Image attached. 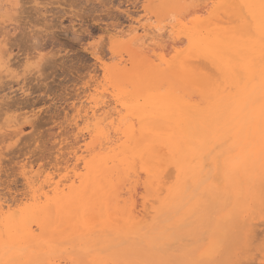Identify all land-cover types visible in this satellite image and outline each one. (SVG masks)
<instances>
[{"label":"bare ground","instance_id":"obj_1","mask_svg":"<svg viewBox=\"0 0 264 264\" xmlns=\"http://www.w3.org/2000/svg\"><path fill=\"white\" fill-rule=\"evenodd\" d=\"M165 1L170 5H168L169 11L176 13L180 18L179 24L172 25L170 31L172 35L176 34L175 39L183 35L187 40L186 47L171 64L158 65L154 58H159L156 54L158 42H155L156 36L159 35L158 30H162L159 25L153 27L140 24L138 27L130 28L127 34L125 32L120 35L130 37L123 52L127 51L129 57L127 62H130L131 69L126 71L128 64L122 65L123 62L115 65L112 71L103 67L105 73L102 79L106 85L108 83L109 87L113 88L114 107L111 108L109 104L104 107L92 105L89 113L85 115L86 122L89 124L95 122L94 129L97 128L95 136L91 134V141L85 144V147L83 146L85 149L82 151H85L87 156L78 155L79 150L74 152L76 149L73 150L74 153L72 152L76 164H80L79 162L84 164L82 168L86 171L85 175L78 171L81 175H73L80 180L77 181L79 184L74 182L76 186L73 183V186L66 184L68 188H61L62 180L54 185L56 182L53 183V178L48 175L42 180L43 184L40 182L42 178L39 175L34 174V176L30 173L31 171H23L25 175L28 174L25 183L30 195L9 202L0 199V264H59L57 262L59 259L56 261V257L64 247L65 249L68 247L67 252L78 250L77 253H88L90 259L86 264H107L104 255H108L109 252L110 256V251H113L112 257L125 260L130 264H140V259L143 255L145 256L146 246L153 241H161L160 239L164 237V234L155 231L156 236L151 228L157 230L156 226L162 222H169L168 226L172 225V221L184 222L185 214L182 211L186 209V206H188L186 213L189 212L190 217L203 210L201 225L204 223L206 225L211 220V212H213L211 207L215 208L217 187L215 182L210 180L211 177L209 178L210 171L207 172L206 159L208 156L211 158L208 162H210L209 166L211 163L214 165L211 172L214 173L215 168V174L212 176L215 177L220 165V153L217 151L220 147L218 142L223 138L222 131L226 129L235 135L245 137L254 134L258 125H264V81L255 82V77L261 78V75H264V0H206L203 8L199 5L202 0ZM197 1L200 2L198 5ZM14 5H20L19 11L23 6L19 0ZM192 7L193 10L197 7L201 8V11L207 9L209 16L203 20L192 19L188 27V23L183 24L182 21L183 18H188L185 15L192 17ZM196 11L194 10V13L198 14L199 11ZM29 33L28 40H24L27 37H23L24 52L27 54L29 51H34L33 53L36 54L38 51L36 55L39 54L42 64L44 61H49V58L51 62V57L43 54L46 45L43 44L40 36L36 35L37 32ZM73 37L78 40L80 34L77 35L75 32ZM120 38L122 37L118 35L114 39L117 45L118 42L121 43ZM114 47L115 45L112 50ZM1 53L0 91L12 84L5 79L10 78L12 79L10 81L15 80L18 83L17 79L22 73L17 72L15 64L12 63V67L10 60H5ZM7 54H10V50L6 51L5 55ZM92 54L95 55V53ZM96 60L99 58L96 57ZM25 65L28 67L27 64ZM27 71L24 69L22 74L25 75ZM24 81H29L27 76L18 84H23ZM233 87L238 90L234 100L229 96ZM94 89L97 91L96 88ZM12 106L19 105L13 103ZM216 142L218 145L214 148ZM236 156L239 157L236 158ZM236 156L234 159L236 158L237 163L238 161L241 163V160L246 158L243 153ZM230 163L227 162V167L224 169L228 182L232 183L236 178L240 181V185L236 187L235 207L233 206L225 220L219 218L211 245L200 254L197 264H211L212 260L221 253L228 238L226 223L228 227L233 220V213L245 212L248 207L247 202L255 199V190L247 176L244 178L243 175L234 171L235 169L232 170ZM131 174L135 175H133L135 180L132 179ZM166 176H171L168 181ZM33 177H39V181L35 178L33 180ZM147 177L150 178L149 191L157 203L155 206L153 203L155 200L148 199L154 205L152 208L150 204L151 210L147 207L151 211L150 219L148 216L140 217L137 205L138 196L142 192L139 188L142 186V189H146L147 182L145 183L144 179ZM37 182L41 183L39 187ZM65 183L62 186L66 187ZM190 186L193 189L186 197ZM124 190L125 193H123ZM203 191L209 194L210 200L203 205L198 198L197 201H193L194 197ZM126 193L129 195L128 199L123 196ZM141 200L145 209L146 198L142 196ZM221 211L220 208L219 213ZM84 212L87 218L81 219L85 220V224L100 226L97 230L90 231L91 235L95 233V236H88L89 232L87 235L80 231L78 234L81 236L80 239H84L83 241L71 237L76 234L74 232L68 233L69 236L71 234L70 237L66 233L56 238L55 235L59 232L76 227L74 219ZM105 222L117 225L118 228H115L117 232L112 228L118 233L117 236H113L108 231L110 228L105 231L107 234L101 235L102 230H105L103 228ZM222 223L225 225L222 226ZM233 225L231 224L230 227ZM145 229L148 230L144 232ZM82 233H84L83 236L86 235L85 238L80 235ZM139 233L141 234L135 237ZM148 233L156 237L150 236L151 239H149ZM126 235H128L126 238L130 240L129 245L124 246L125 244H122L124 240L115 244V240L122 239ZM131 236L135 238L131 239ZM65 249L59 254H63ZM67 258L70 259V256ZM76 259L72 258L74 262L70 260L71 263L79 260ZM152 260V264H162L160 259L152 258ZM76 263L78 264L79 261Z\"/></svg>","mask_w":264,"mask_h":264},{"label":"rangeland","instance_id":"obj_2","mask_svg":"<svg viewBox=\"0 0 264 264\" xmlns=\"http://www.w3.org/2000/svg\"><path fill=\"white\" fill-rule=\"evenodd\" d=\"M199 1L196 2L197 5L200 3ZM204 1L206 0H202V3L199 4L201 7ZM12 2L15 3L17 0H0V47L2 43H7V46H5V44L2 45L6 50L3 48L2 50L0 49V53L4 50V54L2 52L1 55H4L5 60H10V65L12 63L15 64L14 67H17V72L23 73L24 69L26 71L28 70L27 73L31 71L29 74L25 73L29 81L31 79V83H29V81H24L23 84H18L26 77L21 73L19 76L21 79L19 77V79H17V81H19L18 83L13 80V84V81H10L12 79H5L12 83L8 86L10 89L6 87L0 91V199L8 200L7 202L30 195L29 188H27L28 186L25 183L26 175H28L24 174L26 171H31L30 173H32V175H39V177L42 178H40V182L42 183V180L48 175L53 178V183L56 182L54 185L58 184L57 181L60 183L62 180V184L60 185L61 188H68L67 185L73 186L74 182L79 184V182H77L79 179L77 180L76 177L79 174L78 171L83 175H85L86 171L82 168L84 167L83 163L79 162L80 164H76L77 162L74 160L72 152L76 149L74 152L79 150L78 155L84 154L83 156H87L85 151L82 150L85 149V144L91 141V134L94 137L97 130V128L94 129L95 122H92L93 125L86 122L85 115H87V112L90 110V106L93 107L96 106V104L98 107H104V105L108 104L111 105V108L114 107V100L112 98L113 88L109 87L110 85H108V83L106 85V82L102 79L105 73L103 67L112 71L115 65H120V63L123 62L122 65L128 64L126 71H130L131 69L130 62H127L129 59L127 51L125 52L124 50L123 52L125 46L128 45L130 37L120 36L121 34L125 32L127 34L129 30L133 27L140 26V24L153 27L159 25L162 30H158L159 33L156 32L159 35L157 34L158 36H156L155 42L157 41L158 44H160L156 46V54L161 60L156 57L154 58L158 65L163 64L166 66L169 63L171 64L187 45V40L183 35H179L178 40L177 38L175 39L176 34L172 35L170 31L173 26L179 24L180 18L176 13L169 11L170 5L167 4L168 2L165 0H19V3L23 5H21L20 11L18 10L20 9V5H14ZM16 6L19 7L16 8ZM198 7L194 8L195 11L199 9L197 10L199 11L198 14L196 13L197 15L194 13L193 7L192 9L190 8L192 10V13L189 10L191 16L193 17V13L195 14L194 18L190 17V15H185L188 16V18H183V24L188 23L187 26L190 27L192 19L197 20L200 18V20H203L209 16V11L207 9V12H205L206 10H202L204 11L202 12L201 8ZM166 15L169 16L167 17ZM119 31L121 33H119ZM29 32L34 34L37 32L36 35L40 36L39 38H41V41L44 42L43 44L46 45L43 54H47V57H51V62L49 58V61H46L47 63L44 61L45 63L43 62L42 64L39 54L36 55L39 53L38 51H36V54L33 53L34 51H29L27 54L24 52L25 44L23 43V37H27L24 40H28V37H30ZM75 32L77 35L80 34V40H76V38H74L75 36L73 37ZM118 35L122 37L120 38L121 43L118 42L120 46L114 41ZM175 42H177V44H175L177 47L174 45ZM114 45L115 47L112 50ZM116 46H118V49L115 50ZM158 46H162V48H158ZM7 50H10V54L5 55ZM92 53H95V55ZM96 57L99 58V60H96ZM46 59L48 60V58ZM25 64H27L28 67H26ZM163 65L161 66L164 68ZM261 76V78L255 77V82L259 83L264 81V75ZM25 82L26 84H24ZM19 87L21 90H19ZM94 88H96L97 91H95ZM26 89L29 90L25 92L24 90ZM164 90L165 89H163V92H165ZM237 95V88H231L229 92L230 98L234 100ZM93 98L97 99L95 100ZM9 101H11V103ZM13 103L19 106H12ZM9 104L10 106H8ZM231 111H234V104L231 106ZM87 127L91 128L87 129ZM224 131L221 133V137L223 138L218 142L220 147H218L217 152L220 153V165L215 177H212L215 174V168L214 173H212V167L214 165L211 163V166H209L210 162H208L211 161V158L208 156L206 159L207 172L210 171L209 178L211 177L210 180L215 182L217 187H215L217 194L215 208L211 207V211H213L211 212V220L206 225L205 223L201 225L200 219L203 216V210L197 215L190 217L189 212L186 213L188 209V206H186V209L182 211L185 217H187H184V222L176 220L175 222L172 221L173 223L171 226H168L169 222L163 223L161 221L162 224L160 223L156 226V228L158 227L157 230L152 228L151 230H153V233L155 231H157V233L161 232L162 235L164 234V237L160 239L161 241H153V243L146 246L145 249L147 251L145 250V256L143 255L140 259V264H152V258L160 259L159 261H161L162 264H197L200 254L211 245L217 227V221L219 218L225 220L235 207L234 203L237 199L236 187L240 185V181L236 178V183L235 181L232 183L228 182L224 170L227 167V162H231L229 164L231 167H229L233 168L232 170L235 169L234 171L238 172L241 176L243 175L244 178L247 176L249 183L255 190V199L247 202L248 207L245 212L233 213L231 224L234 225L232 227H230L231 224H228L229 226L227 227V223L226 225L222 223V226L225 225L227 228V231H225L228 233V238L224 244L223 250L220 254H216L217 256L215 255L216 257L212 260L211 264H264V125H258L254 134L245 137L235 135L226 129H224ZM99 135L101 136V134ZM222 139H224L223 142ZM218 144L217 142L214 143V148ZM239 153H243L246 156L244 160H241V163L239 161L237 163L236 161V158L239 157L236 155ZM235 156L236 158L234 159ZM82 171L84 173H82ZM32 175L30 174L31 178ZM66 175L68 177L73 176L68 178ZM133 175L131 174V177L135 180V175ZM39 177H33V180L35 178L36 181H39ZM170 177L171 176H166V178H168L167 181ZM149 179V177L144 179L145 183L147 182V187L146 189L144 188L145 190L142 189V186L139 188V191H142V194L140 193L141 196L139 195L141 198L138 195H136V197L138 196L139 199L137 205L139 206L138 213L140 212V217L148 216L150 219V210L154 207L156 199L149 191ZM63 180H66L64 181L66 182L65 185L67 184L66 187L62 186L64 184ZM40 182L36 183L38 187L41 184ZM37 185L35 188H37ZM45 188L48 189L46 186ZM192 189L191 186L188 188L186 197ZM240 192L243 193L242 190H240ZM123 193H125V190ZM126 195L127 193L123 194V196L127 198L129 195ZM142 196L146 198L144 202L146 210L143 209L141 203ZM197 198L203 205L209 201L211 197L206 191H203L201 194L199 193L194 197L193 201H197ZM148 199L152 201L155 200L153 201L154 205H152L151 201ZM150 204L152 208H149ZM220 208L222 210L221 213H219ZM85 215V212L84 214L81 213L78 215V217L74 219V224L77 226H74L73 229L59 232L55 235L56 238L64 236L66 233L67 236H69L68 233L74 232V234H76L72 236L70 234V236L74 237L76 240H81L82 238L80 239L81 236L78 234L80 231L87 235V232H89L88 236H95V233L91 235L90 231L93 229L97 230L100 226L88 223L85 224L84 221L87 218V215ZM81 218L85 220L83 221ZM148 218L144 219L148 220ZM116 226L117 225H110L108 222H105L103 226L105 230H102L101 235L107 234L105 231L110 228L112 231L109 229L108 231L111 232L113 236H117L118 233H116L117 231L115 228L117 229L118 227ZM161 226L163 228H161ZM112 228L116 232L113 231ZM148 229H145L144 232ZM152 232L149 231V233ZM84 233L80 235L85 238L86 235L83 236ZM149 233L147 237L151 239L150 236L153 237L154 235ZM140 234L141 233L135 234L136 236H134L138 237ZM155 235L157 236V234ZM127 236L128 235L122 237V239L115 240V244L124 240L122 244H125L124 246L129 245L130 240L126 238ZM134 236H131V239L135 238ZM83 240L84 239L81 241ZM65 248L66 247L63 249ZM63 249L61 252H63ZM68 250L67 247L65 251L67 252ZM65 251L63 253L64 255L59 254L61 253L59 252L56 257V261L59 259L57 261L59 264H77L76 262L78 261V264H86L88 262L87 260L90 259L89 254L85 252L77 253L78 250H71L66 253ZM110 252V256L109 252L108 255H104L107 264H130L125 260L112 257L111 254L113 251ZM67 256H70V259H68ZM71 257L79 260L73 263L74 261L71 260ZM70 260L73 262L71 263Z\"/></svg>","mask_w":264,"mask_h":264}]
</instances>
